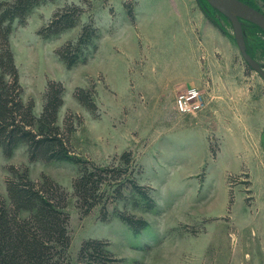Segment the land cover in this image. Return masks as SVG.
Segmentation results:
<instances>
[{"label":"rangeland","instance_id":"rangeland-1","mask_svg":"<svg viewBox=\"0 0 264 264\" xmlns=\"http://www.w3.org/2000/svg\"><path fill=\"white\" fill-rule=\"evenodd\" d=\"M256 2L264 9L262 0ZM69 5L82 8L78 25L49 39L39 36L53 14ZM190 5L208 6L203 0H54L35 8L24 25L14 24L10 46L22 97L33 100L35 115L41 112L47 81L61 82L58 125L68 114L81 117L71 134L74 151L99 165L131 151L141 171L137 183L152 189V210L118 200L107 206L110 219L101 221L100 206L87 215L77 207L75 164L30 162L24 146L11 157L0 152L1 197L6 198L9 166L26 167L34 181L45 174L66 192L71 237L66 264H85L78 250L89 238L106 240L122 264H264V135L254 145L263 147L252 154L234 148L219 152L221 139L209 131L212 125L201 130L199 118L176 111V96L188 88L174 87V74L157 82L161 70L174 67L171 54L190 48ZM210 13L248 66L229 21ZM89 21L98 29L97 50L68 69L56 51L74 41ZM244 38L264 67V36L246 25ZM80 89L91 91L94 112L75 98ZM124 196L129 198L126 191ZM115 212L142 217L148 225L135 233Z\"/></svg>","mask_w":264,"mask_h":264},{"label":"trees","instance_id":"trees-1","mask_svg":"<svg viewBox=\"0 0 264 264\" xmlns=\"http://www.w3.org/2000/svg\"><path fill=\"white\" fill-rule=\"evenodd\" d=\"M52 1H0V152L5 157H11L19 147L24 146L30 162L67 161L75 164L77 175L73 179L72 189L82 215L100 206L99 219L108 221L110 214L107 206L118 200L130 201L135 208L152 210V189L137 183L136 177L141 171L131 151L114 156L107 165L82 158L74 151L71 134L81 124V117L68 114L63 126L58 125V114L64 103L61 82L47 81L39 115L33 111V100L24 101L22 97L23 89L10 36L16 22L24 25L35 8ZM240 1L264 14V9L256 0ZM200 8L206 18L226 34L210 11L224 16L209 5L207 8L200 5ZM82 13V8L77 5L65 6L53 14L38 35L49 39L74 28ZM244 24V33L248 25L264 36L257 26L248 22ZM97 39L98 29L93 21H89L81 27L74 41H68L57 49V57L68 69L85 63L97 50ZM247 52L255 59L248 48ZM75 98L90 112L96 110L91 91L77 90ZM7 170L6 198L0 196V264H66L71 245L69 214L65 210L66 192L45 174L34 181L26 167L9 166ZM124 191L129 198H125ZM114 215L135 233L148 225L142 217L125 212H115ZM108 246L103 239H85L78 250V259L85 264H122V259L116 257Z\"/></svg>","mask_w":264,"mask_h":264},{"label":"crops","instance_id":"crops-1","mask_svg":"<svg viewBox=\"0 0 264 264\" xmlns=\"http://www.w3.org/2000/svg\"><path fill=\"white\" fill-rule=\"evenodd\" d=\"M186 17L190 48L171 54L174 67L157 73V82H166L174 74L178 81L174 87L200 89L206 105L194 117L202 123L201 130L213 126L209 131L221 139L219 152L234 148L252 154L263 147L254 145L264 135V81L237 58L232 41L200 8L190 5Z\"/></svg>","mask_w":264,"mask_h":264},{"label":"water","instance_id":"water-1","mask_svg":"<svg viewBox=\"0 0 264 264\" xmlns=\"http://www.w3.org/2000/svg\"><path fill=\"white\" fill-rule=\"evenodd\" d=\"M208 5L223 15L230 23L234 42L244 62L254 70L264 81V67L247 52L243 24L251 23L257 26L264 35V14L240 0H205Z\"/></svg>","mask_w":264,"mask_h":264},{"label":"built area","instance_id":"built-area-1","mask_svg":"<svg viewBox=\"0 0 264 264\" xmlns=\"http://www.w3.org/2000/svg\"><path fill=\"white\" fill-rule=\"evenodd\" d=\"M206 105L203 92L195 87L180 92L175 98L176 111L181 115L195 116Z\"/></svg>","mask_w":264,"mask_h":264},{"label":"flooded vegetation","instance_id":"flooded-vegetation-1","mask_svg":"<svg viewBox=\"0 0 264 264\" xmlns=\"http://www.w3.org/2000/svg\"><path fill=\"white\" fill-rule=\"evenodd\" d=\"M245 23H247V22H245Z\"/></svg>","mask_w":264,"mask_h":264}]
</instances>
